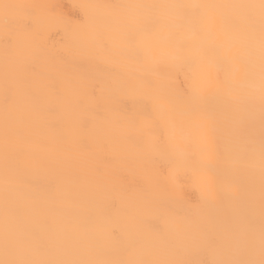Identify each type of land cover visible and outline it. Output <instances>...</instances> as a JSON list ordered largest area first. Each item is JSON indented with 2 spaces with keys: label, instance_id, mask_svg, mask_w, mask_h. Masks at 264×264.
<instances>
[{
  "label": "bare ground",
  "instance_id": "obj_1",
  "mask_svg": "<svg viewBox=\"0 0 264 264\" xmlns=\"http://www.w3.org/2000/svg\"><path fill=\"white\" fill-rule=\"evenodd\" d=\"M118 2L0 0V264H264V0H201L219 5L204 10L200 29L214 37L203 54L222 62L227 86L225 107L212 117L217 161L206 169L207 198L184 178L169 186L167 167L155 186L128 175L130 162L114 155L119 145L85 135L105 114L75 115L60 81L42 84L61 67L91 68L89 48L62 47L65 27L89 19L87 4L102 31ZM157 132L163 142V124ZM194 135L205 142L209 132ZM109 177L119 178L123 195L99 191ZM161 188L167 198L154 199Z\"/></svg>",
  "mask_w": 264,
  "mask_h": 264
},
{
  "label": "snow or ice",
  "instance_id": "obj_2",
  "mask_svg": "<svg viewBox=\"0 0 264 264\" xmlns=\"http://www.w3.org/2000/svg\"><path fill=\"white\" fill-rule=\"evenodd\" d=\"M85 7L89 19L65 27L62 47H87L88 59L95 63L88 70L61 67L47 74L43 86H49L53 78L60 81L64 101L69 97L76 101L75 115L93 117L96 110L105 114L85 135L119 145L114 155L130 162L128 175L139 174L147 185L155 186L160 168L167 167L169 186L184 178L207 198L212 188L206 169L217 161L210 137L212 117L225 107L227 86L219 80L222 62L210 61L203 54L204 45L214 37L201 31L200 21L204 10L219 5L201 0H119L109 6L115 22L102 31L91 18V6ZM161 32L168 37L163 43L159 41ZM112 67L117 71L108 70ZM257 73L264 84V44ZM178 77L183 82L179 90L174 87ZM73 115L65 108L66 120ZM158 123L166 129L163 142ZM200 129L209 132L205 142L194 135V130ZM259 152L264 159V133ZM96 162L103 166L101 159ZM217 174L225 175V169L217 167ZM99 191L111 198L123 195V185L118 177H109ZM153 198L164 200L167 196L161 188ZM197 211L194 209L193 215ZM168 223L173 225L176 219L169 218Z\"/></svg>",
  "mask_w": 264,
  "mask_h": 264
},
{
  "label": "clouds",
  "instance_id": "obj_3",
  "mask_svg": "<svg viewBox=\"0 0 264 264\" xmlns=\"http://www.w3.org/2000/svg\"><path fill=\"white\" fill-rule=\"evenodd\" d=\"M210 15H211V13H210Z\"/></svg>",
  "mask_w": 264,
  "mask_h": 264
}]
</instances>
